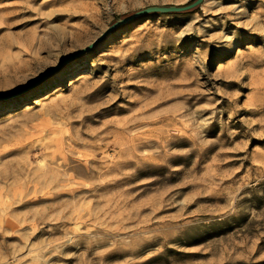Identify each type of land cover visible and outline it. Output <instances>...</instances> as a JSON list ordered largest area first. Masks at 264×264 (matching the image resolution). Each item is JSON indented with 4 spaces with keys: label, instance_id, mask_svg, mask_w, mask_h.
<instances>
[{
    "label": "rangeland",
    "instance_id": "1",
    "mask_svg": "<svg viewBox=\"0 0 264 264\" xmlns=\"http://www.w3.org/2000/svg\"><path fill=\"white\" fill-rule=\"evenodd\" d=\"M192 1L0 0V97ZM204 2L0 101V264H264V0Z\"/></svg>",
    "mask_w": 264,
    "mask_h": 264
},
{
    "label": "water",
    "instance_id": "2",
    "mask_svg": "<svg viewBox=\"0 0 264 264\" xmlns=\"http://www.w3.org/2000/svg\"><path fill=\"white\" fill-rule=\"evenodd\" d=\"M203 1L204 0H193L192 2H190V3L186 4V5H183V6H173V5H169V6H149V7L140 9L138 11H135V12H133V13H131V14L119 19V20H116L115 22L110 24L99 36H97L86 47L78 50L77 52H75V53L69 55L68 57L64 58L63 60H61L58 64H56L54 67H52L47 72H45L42 76H40L36 81H34L33 83L29 84L28 86H26L22 90H20L18 92H15V93H13L11 95L5 96V97H0V101L11 100V99L15 98L16 96L26 92L27 90H30L36 84H38L39 82L44 80L46 77H48L50 74L55 72L57 69L62 67L64 64H66L70 60H72V59L80 56L81 54L89 51L90 49H92L99 42H101L110 32H112L116 28L122 27V26L132 22L133 20H135V19H137V18H139L141 16H144V15H147V14H151V13L170 14V13L186 12V11L192 10V9L196 8L197 6L201 5Z\"/></svg>",
    "mask_w": 264,
    "mask_h": 264
},
{
    "label": "bare ground",
    "instance_id": "3",
    "mask_svg": "<svg viewBox=\"0 0 264 264\" xmlns=\"http://www.w3.org/2000/svg\"><path fill=\"white\" fill-rule=\"evenodd\" d=\"M205 1V0H204ZM203 1V2H204ZM209 1H211V0H209ZM202 2V3H203ZM51 4V2H49V3H45V4H43V7H45V6H47V5H50ZM204 4H205V2H204ZM201 6H203V4L201 5ZM210 7V6H209ZM206 11V10H205ZM62 15V14H61ZM55 18L57 19V18H59V19H61L62 18V16H60V15H56L55 16ZM36 47V46H35ZM32 54V53H31ZM39 63V62H38ZM46 86H48L49 87V84L48 85H46ZM48 87H47V89H48ZM30 97V93L28 92L27 94H26V98H29ZM120 155V154H119ZM77 225V224H76Z\"/></svg>",
    "mask_w": 264,
    "mask_h": 264
}]
</instances>
